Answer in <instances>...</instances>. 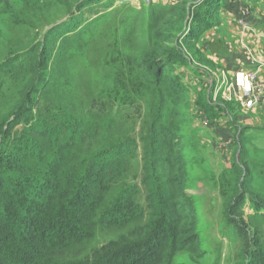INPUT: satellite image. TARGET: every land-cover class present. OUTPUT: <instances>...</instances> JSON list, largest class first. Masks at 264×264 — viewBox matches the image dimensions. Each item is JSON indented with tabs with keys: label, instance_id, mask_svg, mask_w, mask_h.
I'll list each match as a JSON object with an SVG mask.
<instances>
[{
	"label": "trees",
	"instance_id": "1",
	"mask_svg": "<svg viewBox=\"0 0 264 264\" xmlns=\"http://www.w3.org/2000/svg\"><path fill=\"white\" fill-rule=\"evenodd\" d=\"M225 3L199 2L187 26V0L172 7L148 4L146 29L129 28L120 39L127 52L112 56L135 76L134 83L118 74V94L104 91L75 105V97L60 88H68L64 53L70 58L73 39L83 35L76 34L75 15L99 5L112 8L114 1L0 0V17L13 25H54L0 61V264H182L176 263L181 254L193 261L201 257L185 191L187 163L176 136L181 104L167 61L184 62L180 48L172 47L174 33L190 48L220 25L214 18L222 19ZM49 7L68 20H42ZM6 78L20 82L10 96L1 91ZM135 83L133 96L129 87ZM148 92L158 104L138 132L128 130L129 112L138 111ZM166 99L174 106L167 124L161 112ZM137 157L140 172L129 175ZM236 209L229 210V223L243 239L240 264H264V243Z\"/></svg>",
	"mask_w": 264,
	"mask_h": 264
},
{
	"label": "rangeland",
	"instance_id": "2",
	"mask_svg": "<svg viewBox=\"0 0 264 264\" xmlns=\"http://www.w3.org/2000/svg\"><path fill=\"white\" fill-rule=\"evenodd\" d=\"M113 1L112 8L99 5L85 8L75 15L76 30L78 29L76 34L83 32V35L77 40L73 39V47L68 49L70 58L67 56L68 52L64 53L62 68L63 74L68 78V88L59 86L75 97L73 99L75 105L76 100L85 105L84 103H88L104 91L118 94L120 90L118 87L120 82L116 84L118 74H125L134 83L135 76L126 66L121 70L119 65L112 62L115 60V54L114 57L112 56L116 51L127 52V44L120 39L124 41L123 36L131 27L146 29L151 12L141 0ZM153 1L172 7L182 0L174 4L166 0ZM202 1L187 0L186 26L190 19L193 22L194 12L197 9L194 7ZM122 2L127 3L121 4ZM237 4L244 6L243 12L253 17L252 27L242 30L238 26L239 21L237 24L233 19L231 12ZM226 7V11L222 10V19H219L218 15L214 18L216 24L221 22L220 25L207 30L204 33L205 37L202 34L190 48L181 43L179 33H174L176 40L172 47L180 48L184 62L172 64L171 61H167L170 66L167 67V71L169 73L173 70L170 74L177 86L176 100L181 104L178 109L181 114L177 129L179 135L176 136L183 145L182 154L187 163V175L184 177V184L187 186L185 191L192 203L191 215L202 249L201 257L194 259L195 261L188 255L181 254L176 258V263L240 264L242 262L244 243L242 236L232 223H229V218L233 216L229 213L231 207L237 208V217H241L249 226V232L252 235L256 234L260 243H264V96L256 107L245 108L243 99L241 97L237 99L239 97L237 90L229 85L225 89L217 82L223 67L210 54V52L214 55L220 54V51H217L220 45L218 41L213 40L214 35L230 34L237 39L233 45L231 44L229 62L239 65L243 52L240 51V54L235 55L240 46L238 42L245 47V44L252 43V39L247 36H250L249 33L256 35L258 39L260 34L264 35V0H231ZM2 12L0 9V14ZM64 16L66 15L61 10L49 7L42 20L54 21L60 18L55 24L58 25L68 20ZM32 24L34 26H16L9 19L0 17V61L9 55L14 56L18 49L29 46L38 36H42L54 26L39 27L38 22ZM87 24L89 27L86 30L82 29ZM55 40L59 43L60 37ZM259 40L261 45L258 47L256 44V50H254L255 46L253 47L254 53L248 55L244 50L250 62L255 59L261 62L259 58L264 60V41ZM207 42L210 43L208 46L212 47V50L205 52L201 49V45L207 46ZM144 49L146 45L143 46ZM61 60L62 57L60 62ZM204 60L212 61L213 67L210 68L214 72L203 64ZM253 65L255 66L256 63L253 62ZM252 68L243 71L255 72L257 67ZM259 74L264 77V71H259ZM227 77L231 82V76L227 75ZM227 77L225 76V79ZM17 85L20 86L19 81H10L6 78L1 91L5 96H10ZM135 85L137 83L129 87L133 96H135ZM157 100L159 101V98L151 92L141 101L139 112L136 108L129 112L131 123L125 127L138 132L150 110L158 104ZM203 100L205 106L201 105ZM3 106L4 103L0 101V113ZM161 108L162 122L167 124L170 119L169 113L174 110V106L166 99ZM130 164L128 174H139L140 157L131 160ZM240 191L245 197L243 195V198L239 197ZM238 202L241 203L237 207Z\"/></svg>",
	"mask_w": 264,
	"mask_h": 264
},
{
	"label": "crops",
	"instance_id": "3",
	"mask_svg": "<svg viewBox=\"0 0 264 264\" xmlns=\"http://www.w3.org/2000/svg\"><path fill=\"white\" fill-rule=\"evenodd\" d=\"M230 1L231 0H226V3L223 4L222 8L225 9V11L227 10L226 6L228 5V2H230ZM153 3H156V2H153ZM239 7H240V9H237ZM243 7L244 6H240V4L235 5L234 8H233V11L231 12V14L233 15V19L237 22V24H238V21H239L240 25L238 24V26H240V28L242 30H245V28L250 27V26L252 27L254 24L251 22L253 17L251 15L249 16L245 12H243V10H244ZM222 34H224V33H222ZM249 34H250V36L249 35H247V36L252 39V43H249L248 45L245 44V47H244V45L239 44V42H238V45H240V46L238 47L239 48L238 52L235 53V55L236 54H240V51H241V53L243 52L242 53V57L240 58L239 65H237V64L233 65V64H231L229 62V54H231V47L234 44V42L236 41L237 37H235V36L233 37L230 34H224V35H221V36L220 35H218V36L214 35L215 38H213V40L218 41L219 45H220L218 47V49H217V51L218 50L220 51V54H218V55L215 54L214 55V53H212V52H210V54H211V56H213L215 58V60L219 61L221 67H223V69H221L220 74L218 75V77H220V76H222V74H224L226 77H227V75H229L232 78L234 72H236L237 70L238 71L239 70L243 71L246 68H252V67H255V66L257 67L256 71L258 73H259V71H264V60L262 58H259V60H261V62L256 60V59L253 60L254 64L256 63V65L254 66L253 62H250L251 60H249V58L244 53V50L247 51L246 53L248 55H251L252 53H254V50L257 49L256 44H257L258 47L261 45L259 39H263V41H264V35L260 34L259 39H258V37H256V35H253L251 33H249ZM209 44H210L209 42H207V46L202 44L201 45L202 46L201 49H204V51L205 50L206 51L207 50H212V47L208 46ZM254 46H255V49L253 50ZM250 50H252L253 52L250 51ZM211 60L214 63H217L215 60H213V59H211ZM209 69L211 71V68H209ZM211 72H214V71H211ZM217 82H220V81H217Z\"/></svg>",
	"mask_w": 264,
	"mask_h": 264
},
{
	"label": "built area",
	"instance_id": "4",
	"mask_svg": "<svg viewBox=\"0 0 264 264\" xmlns=\"http://www.w3.org/2000/svg\"><path fill=\"white\" fill-rule=\"evenodd\" d=\"M144 4L148 5L153 3V0H141ZM168 3H176L178 0H166ZM243 22V21H242ZM219 78V85L224 86L225 89L231 86L234 90H237L240 97L243 99L244 107L251 109L260 104L264 96V77L261 76L257 71H236L232 78L231 82L225 79V75Z\"/></svg>",
	"mask_w": 264,
	"mask_h": 264
}]
</instances>
